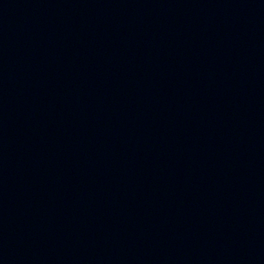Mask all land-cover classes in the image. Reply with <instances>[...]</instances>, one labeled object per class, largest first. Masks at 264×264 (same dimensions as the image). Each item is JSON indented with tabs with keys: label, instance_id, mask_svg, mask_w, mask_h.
<instances>
[{
	"label": "water",
	"instance_id": "95a60500",
	"mask_svg": "<svg viewBox=\"0 0 264 264\" xmlns=\"http://www.w3.org/2000/svg\"><path fill=\"white\" fill-rule=\"evenodd\" d=\"M0 264H264V0H0Z\"/></svg>",
	"mask_w": 264,
	"mask_h": 264
}]
</instances>
